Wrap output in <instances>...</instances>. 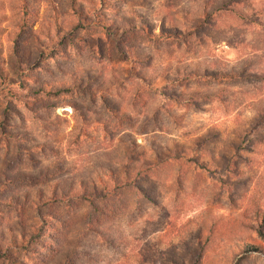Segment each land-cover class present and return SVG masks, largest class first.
<instances>
[{
	"label": "rangeland",
	"instance_id": "rangeland-1",
	"mask_svg": "<svg viewBox=\"0 0 264 264\" xmlns=\"http://www.w3.org/2000/svg\"><path fill=\"white\" fill-rule=\"evenodd\" d=\"M224 4L246 16L216 10ZM263 10L261 0H0V264H264V77L251 74H264V26L252 21ZM153 146L185 153L184 187L170 183L176 163L159 165L165 186L138 212L141 193L108 173ZM79 180L98 211L51 201ZM88 214L103 235L83 230Z\"/></svg>",
	"mask_w": 264,
	"mask_h": 264
},
{
	"label": "trees",
	"instance_id": "trees-1",
	"mask_svg": "<svg viewBox=\"0 0 264 264\" xmlns=\"http://www.w3.org/2000/svg\"><path fill=\"white\" fill-rule=\"evenodd\" d=\"M262 5H264V0H261ZM223 7H226V9H230L233 11H236L239 16H246V12H244L241 9H238V7H231L228 4H224V6H219L216 8V10L222 11ZM24 8V12L23 15L28 12V4L23 7ZM73 10L75 11V14L77 16H79V19H86L87 12L84 10L83 5L78 4V5H74L73 6ZM261 14H264V10L262 12H258L256 11L255 14L257 16H259ZM255 19L252 20L253 23L257 24V25H262L264 26V21H262V18L260 17H254ZM21 27L23 26V24H27L29 27H32V25L34 24V20L33 19H25L24 16H21ZM126 27H121L122 30H127L125 29ZM256 28H260V27H256ZM261 29L264 31V27H261ZM165 32H170L171 35L169 36H175L171 29L167 30L164 29V27H159L158 28V36L159 37H163ZM127 46L126 48L128 49V52L131 56H133L134 58H141L142 57V53L139 47H137V45L134 42L131 41H126ZM23 50V49H22ZM22 51L20 49H17L15 46L14 49V55L16 57H19V54ZM24 53V50H23ZM18 63V61H16ZM189 77H211L213 79H218L219 77H231L232 78V74H221V73H217V72H213V71H209L207 69H202V70H198V69H194V70H190L189 71ZM252 76L259 78V79H263L264 74L262 72H258V71H251ZM3 71L0 67V75H3ZM41 91H44V89H41ZM53 93H58L60 91H64L63 88H59V87H52V89L50 90ZM48 92V91H47ZM180 95L177 96V98H179ZM181 100V99H180ZM259 114L261 116L264 115V112L261 111L259 112ZM177 146H175V148L172 149H168V151L172 152V154H168L165 153V151H163V149L165 147H158V146H153L152 148V153H150V156H135V155H129V153H127L128 155V163L123 164V170L121 171V174L117 175L115 170L112 169V167L109 169V173H108V177L111 181H114L116 183V188L117 189H126V188H132L135 187L140 193H141V197L143 200L146 201V203H142L140 200H137L135 203L136 206V210L139 212L143 210L145 204L146 206L148 205H152L153 202L155 201V196L153 195L156 191H160V189H163V187L165 186V182L161 179L158 178V173L162 170V168L159 167L162 166L164 163H176L179 167V169L177 170V174L175 175V177L173 178V180H171V184H173V186H175L177 189H180L182 187H184V182H185V178H184V172L182 170V168H184V163L188 162V159H186L185 157V153H183L182 151H175ZM188 158V157H187ZM123 159H116L117 164H120L122 162ZM184 162V163H183ZM183 164V165H182ZM47 173L49 172L48 169H46ZM45 171V172H46ZM77 183L79 184V187H81L80 191L78 190L77 192L74 189H62V191H55L52 193V199L51 201L54 203H62L65 202L69 199L75 200L78 199L79 201H85L89 203V206L93 209V210H97L98 211V207L95 205V201L91 200L90 197V192H86L84 187H86L87 185L85 184L86 182H82L79 180V182L77 181ZM74 188V187H72ZM95 192V191H94ZM92 192V193H94ZM97 197H100L98 194H94ZM105 194L102 195V197H104ZM75 198V199H74ZM17 198L15 199V203L19 204L18 201L16 202ZM143 204V205H142ZM54 214L57 215L56 220L58 221H67L64 218L61 220L59 218H61L59 212H55ZM90 221H89V214L88 217L84 223V227L83 230L87 233L88 231H90L91 233H96L98 235H103L105 232V227H102V222L98 219L95 218L93 216H90ZM61 222V223H62ZM257 232L259 234H262L263 231L261 229H258ZM13 234V233H12ZM20 236H24V231L21 230L20 231ZM0 237L1 234H0ZM258 247L256 245L253 244H248L247 246V251H256ZM203 253V252H202ZM202 255V254H201ZM138 264H144L143 261H139Z\"/></svg>",
	"mask_w": 264,
	"mask_h": 264
}]
</instances>
